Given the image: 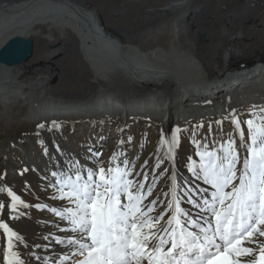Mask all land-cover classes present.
Instances as JSON below:
<instances>
[{
	"label": "bare ground",
	"instance_id": "obj_1",
	"mask_svg": "<svg viewBox=\"0 0 264 264\" xmlns=\"http://www.w3.org/2000/svg\"><path fill=\"white\" fill-rule=\"evenodd\" d=\"M20 36L34 40L35 52L21 67L0 66V118L43 124L41 131L62 132L59 118L71 115L112 116L120 118L118 133H124L133 118L148 119L167 138L185 122L230 113V105L234 111L244 103L264 102V0H0V48ZM61 62L75 71L79 87H66L65 76L47 74ZM118 133L100 146L106 168L117 150H125ZM155 139L160 141L161 133ZM157 148L137 152L140 159H132V154L119 157L135 164L130 178L141 180L147 174L145 187L153 192L144 203L156 202L151 215L168 220L175 214L166 207L171 204L166 193L171 192L172 174L180 185V206L203 223L209 213L189 203L185 193L202 205L215 189L202 179L189 180L179 150L174 163L164 160L153 170L162 155ZM69 159L86 168L97 165V159H84L66 147L64 154L51 157L46 171L64 170ZM65 203L58 200L55 206ZM48 218L45 250L34 252L63 259L70 249L55 241L71 235V226L54 213ZM3 245L0 238V248ZM30 258V264H41L35 256Z\"/></svg>",
	"mask_w": 264,
	"mask_h": 264
},
{
	"label": "snow or ice",
	"instance_id": "obj_2",
	"mask_svg": "<svg viewBox=\"0 0 264 264\" xmlns=\"http://www.w3.org/2000/svg\"><path fill=\"white\" fill-rule=\"evenodd\" d=\"M260 113H264V108L259 112L253 110V118L244 122L249 133L247 141L239 118L230 113L238 132L239 148L235 139L224 141L213 150L206 143L201 146L196 142L201 162L196 165L193 161L192 174L215 191L202 205L191 193L185 195L189 203L209 213L203 223L180 206L177 191L180 185L175 175L170 174L171 192L166 193L171 196V204L166 207L175 214L165 220L164 215H151L156 208L155 200L144 203L153 192L152 187H145L147 174L141 180L130 178L136 170L135 164H130L126 157L119 159L121 153H114L106 168L99 160L101 153L92 152V157L97 159L95 168H86L79 160L69 159L67 168L52 172L51 198L65 204L35 206L47 208L71 226L67 229L71 235L55 241L67 246L70 252L63 259L32 255L41 264H65L74 257L80 258L74 264H264V240L260 239L264 237V116ZM52 126L59 128L55 121ZM180 132L176 127L165 138L161 131L158 147L162 155L155 159L153 170L164 160L174 163ZM4 192L11 198L8 204L11 218L20 219L25 213L18 208L29 205L10 187L0 186V194ZM4 207L5 202L0 201V212ZM0 229L7 235L6 264H30L17 250L16 242L24 244V237L2 220ZM2 252L0 248V255ZM240 257L254 258L241 261ZM0 264H4L3 259Z\"/></svg>",
	"mask_w": 264,
	"mask_h": 264
},
{
	"label": "rangeland",
	"instance_id": "obj_3",
	"mask_svg": "<svg viewBox=\"0 0 264 264\" xmlns=\"http://www.w3.org/2000/svg\"><path fill=\"white\" fill-rule=\"evenodd\" d=\"M155 1L151 0L153 3ZM138 28L141 29V27ZM61 65H57V67L53 65L54 67L47 74L61 77V79L65 76L66 87H79L80 78L76 77L72 67L69 65L65 66L62 62ZM39 70L36 69L33 71L34 76ZM117 73L120 74L119 72ZM43 76L44 79L47 77L45 74ZM33 82L35 83V81ZM74 82L76 85H74ZM71 97L77 99L80 96L71 94ZM253 106L257 107L254 109ZM232 107L233 105H230L227 109H229L228 111L232 110L231 112H234L239 118L241 127L245 132V140L247 141L249 139V133L247 125L244 122L253 118L251 115L253 110L259 112L260 108H264V102L252 101L250 105H245L244 103L237 106L234 111ZM230 113H220L218 116L213 115L210 118H200L181 124L178 153L183 168L190 177L189 180L192 178L198 179L193 176L191 171L193 161L196 165H199L201 162L197 154L199 149L196 146V142H199L201 146L206 143L208 149L213 150L217 149L224 141L235 139L236 147H240L238 132L232 123ZM260 115L264 116V113H260ZM71 116L63 119L59 118L63 126L62 132L57 131L55 128L41 131L35 123L28 122L23 118H14L11 116V118H0V186L10 187L13 192L19 195L29 205L28 208H18V211L25 213L24 216L20 219H12L8 207L11 198L7 196L6 192L0 194V201L5 202V207L0 212V220L8 223L18 235L24 237V244L16 243L17 250L26 262L31 259L30 257L34 256L32 253H39L45 250L43 249L44 237H47L46 232L50 230L47 226L50 211L47 208H37L35 206L38 204L55 206L56 201H58L51 198L53 189L49 185L54 177L51 175L52 172L46 171V164H52L50 159L55 154H64L66 147H70L72 151L84 159H96L92 157V152H100V160L102 155H104V151L100 146L102 144L106 146L109 139L118 133L116 129L121 126L119 117L113 118L109 116L92 119L88 118L89 116L83 118H78L76 115ZM150 121L148 119H131L125 132L118 133L123 138L119 140L123 141L125 150L119 149L115 153H121V156L124 154L130 156L132 154L134 156L132 159H140L137 156L139 152L157 145L159 141L155 138L159 137L161 132L159 127ZM198 125L203 126L197 127ZM210 125L211 127H209ZM56 146H58L59 150ZM89 149L92 151L90 152ZM156 151L159 152V148ZM66 157L68 158L69 155H66ZM63 164L66 167V162ZM95 165L94 162L92 166L94 167ZM17 172L22 174L18 175ZM203 183L205 182L203 181ZM0 232L3 236L0 235V238H4L5 240V245L2 247V259L4 260V264H6L7 235L3 232V229H0ZM260 239L264 240V237ZM36 245H40L41 247L37 248L35 247ZM251 246L255 247V245ZM247 258L250 260L254 257Z\"/></svg>",
	"mask_w": 264,
	"mask_h": 264
},
{
	"label": "water",
	"instance_id": "obj_4",
	"mask_svg": "<svg viewBox=\"0 0 264 264\" xmlns=\"http://www.w3.org/2000/svg\"><path fill=\"white\" fill-rule=\"evenodd\" d=\"M35 43L33 39L23 36L10 39L0 48V66L21 67L34 54Z\"/></svg>",
	"mask_w": 264,
	"mask_h": 264
}]
</instances>
